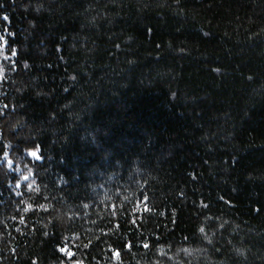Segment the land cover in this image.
Listing matches in <instances>:
<instances>
[{"label": "trees", "instance_id": "obj_1", "mask_svg": "<svg viewBox=\"0 0 264 264\" xmlns=\"http://www.w3.org/2000/svg\"><path fill=\"white\" fill-rule=\"evenodd\" d=\"M74 263L264 264V0H0V264Z\"/></svg>", "mask_w": 264, "mask_h": 264}, {"label": "snow or ice", "instance_id": "obj_2", "mask_svg": "<svg viewBox=\"0 0 264 264\" xmlns=\"http://www.w3.org/2000/svg\"><path fill=\"white\" fill-rule=\"evenodd\" d=\"M4 19L7 20V19H8L7 16H5ZM13 54H15V53H13ZM5 107H6V106H5ZM5 154H6V153H5ZM30 155H31L32 157H34V158H37V157H38V153H36L35 151L30 152ZM9 163H11V162H9ZM24 180H28V177L25 176V177H24ZM29 187H30V186H29ZM205 207H206V206H205ZM144 210L146 211L147 208H145ZM257 211H259V210L257 209ZM133 223H135V221H133ZM201 231H203V230H201ZM145 247H148V245H145ZM62 251H63V249H62Z\"/></svg>", "mask_w": 264, "mask_h": 264}, {"label": "bare ground", "instance_id": "obj_3", "mask_svg": "<svg viewBox=\"0 0 264 264\" xmlns=\"http://www.w3.org/2000/svg\"><path fill=\"white\" fill-rule=\"evenodd\" d=\"M75 264V263H74Z\"/></svg>", "mask_w": 264, "mask_h": 264}]
</instances>
